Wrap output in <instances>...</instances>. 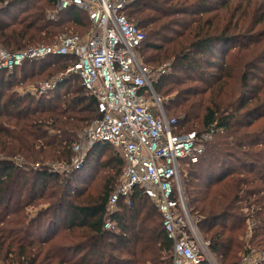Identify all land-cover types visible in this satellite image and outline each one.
Returning <instances> with one entry per match:
<instances>
[{
  "label": "trees",
  "instance_id": "obj_1",
  "mask_svg": "<svg viewBox=\"0 0 264 264\" xmlns=\"http://www.w3.org/2000/svg\"><path fill=\"white\" fill-rule=\"evenodd\" d=\"M55 7L0 0V48L51 44L88 26L78 7L50 19ZM126 14L146 33L144 60L169 64L152 83L177 133H212L195 161H183L182 188L212 253L237 264L264 250V0H134ZM76 61L52 55L0 68V262L173 264L162 214L142 188L119 200L115 228L105 229L125 167L109 143L95 144L77 175L50 169L72 158L80 131L103 115L79 73L63 74ZM61 70L46 94L21 93Z\"/></svg>",
  "mask_w": 264,
  "mask_h": 264
},
{
  "label": "built area",
  "instance_id": "obj_2",
  "mask_svg": "<svg viewBox=\"0 0 264 264\" xmlns=\"http://www.w3.org/2000/svg\"><path fill=\"white\" fill-rule=\"evenodd\" d=\"M134 0H56L48 17L57 20L60 12L78 7L91 20L84 34L61 33L51 44L30 46L24 50H0V68L13 70L26 60L52 55H71L75 64L65 72L79 73L83 85L96 98L101 118L93 120L75 141L76 156L66 163H50L53 172L79 168L97 143H109L123 156L125 167L119 183L109 197L105 229H114L112 216L121 198L130 203L136 187L156 204L163 217L164 229L173 241V264H220L202 236L190 213L181 182L183 161H195L211 139V131L177 133L178 119L168 117L152 80L165 72L154 70L140 50L145 31L129 20L127 6ZM59 78L30 88L27 92L46 94ZM149 94L156 101L155 109ZM264 261V251L250 249L237 264Z\"/></svg>",
  "mask_w": 264,
  "mask_h": 264
},
{
  "label": "rangeland",
  "instance_id": "obj_3",
  "mask_svg": "<svg viewBox=\"0 0 264 264\" xmlns=\"http://www.w3.org/2000/svg\"><path fill=\"white\" fill-rule=\"evenodd\" d=\"M87 24H88V26H73V27H71L66 33H72V34H74V33H81V32H84V31H86L87 29H88V27L91 25L90 24V20L88 19L87 20ZM35 46H37V45H35ZM2 48H0V50H1ZM142 56V58L144 57L143 55H141ZM151 64V67H153V69L154 70H158L160 67H162V66H164L165 68H167V66L169 65V64H164V65H159V64H152V63H150ZM67 70V69H66ZM171 71V69H169V68H167V71ZM65 70H61V71H59V72H56L55 73V75L50 79L51 81L52 80H55L56 78H60V76L61 75H67V74H65V72H64ZM64 72V73H63ZM63 73V74H62ZM69 74V73H68ZM158 74H156V76H157ZM49 80V81H50ZM45 82H48V81H45ZM45 82H42V83H45ZM41 83V84H42ZM40 84V85H41ZM39 85V86H40ZM34 87V85L33 84H28V85H26L25 87H21L20 88V91H21V93H24V92H27L30 88H33ZM149 98L151 99V103H153L152 104V106L156 109L157 108V106H156V101H155V99L154 98H152V96L151 95H149ZM162 101L164 100V98L162 97V96H160L159 97ZM87 126H85V128H86ZM85 128H83L81 131H80V133H79V135H78V137H77V139L75 140V141H77V140H79V138H80V134H81V132L85 129ZM75 142H73V144H74ZM72 144V145H73ZM73 147V146H72ZM73 152V151H72ZM109 154H112L113 156H120V157H122L123 158V156L121 155V153H119V152H117V151H115L114 149H113V152H111V153H109ZM108 155V154H107ZM74 156H76V154H75V152H73V154H72V158L69 160V161H72V159L74 158ZM54 161H64V162H66V163H69V161L68 160H54ZM54 161H51V162H49V163H53ZM83 166V165H82ZM82 166H80L79 168H74L73 166H67L68 167V169H70V172H73V175H77V173H79V171H81V169H82ZM113 168H111L110 169V172L111 173H113V174H115V169H113ZM66 173H69V172H66ZM254 249V248H253ZM255 250H258V251H264V250H262V249H255ZM246 252V251H245ZM244 252V253H245ZM244 253H242V254H244ZM241 258H242V255H241ZM218 260V259H217ZM241 260V259H240ZM220 263V262H219ZM0 264H3L2 262H0ZM221 264V263H220Z\"/></svg>",
  "mask_w": 264,
  "mask_h": 264
}]
</instances>
